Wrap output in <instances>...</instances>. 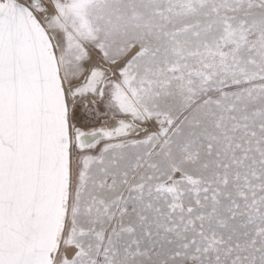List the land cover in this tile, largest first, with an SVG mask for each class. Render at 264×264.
I'll use <instances>...</instances> for the list:
<instances>
[{"label": "snow or ice", "instance_id": "obj_1", "mask_svg": "<svg viewBox=\"0 0 264 264\" xmlns=\"http://www.w3.org/2000/svg\"><path fill=\"white\" fill-rule=\"evenodd\" d=\"M0 264H264V0H0Z\"/></svg>", "mask_w": 264, "mask_h": 264}]
</instances>
